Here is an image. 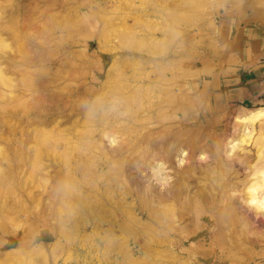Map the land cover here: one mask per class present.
I'll return each mask as SVG.
<instances>
[{"label": "rangeland", "instance_id": "rangeland-1", "mask_svg": "<svg viewBox=\"0 0 264 264\" xmlns=\"http://www.w3.org/2000/svg\"><path fill=\"white\" fill-rule=\"evenodd\" d=\"M1 21L11 22L12 34L7 42L12 49L2 45L1 51L22 53L25 47H43L48 65L47 100H51L46 103L48 117L57 100L72 92L80 99L94 84L101 89L102 79L96 81L97 74L110 80L105 88L110 91L120 77L119 70L108 75L103 66L115 61L121 69L149 63L172 65L171 76L174 74L182 84L173 94L186 97L182 101L186 108L178 114L191 135L186 163L189 168L182 175L172 173L173 180L185 179L190 203L197 198L203 214L213 212L218 219L203 216L194 240L207 244L198 249L195 264H264V206L251 201L254 194H264L263 163L257 145L264 126L253 125V135L248 137L243 136L244 125L235 128L242 106L264 105V83L255 91L249 82L251 94L244 98L233 96L229 88V83L243 74L256 73L264 80V59L253 57L245 63L246 39L250 38L257 50L264 47V0H0ZM12 75L18 82L17 68ZM51 90L57 92L56 96ZM105 91L102 98L108 94ZM174 101L167 106L169 111L179 103ZM4 120L7 125L13 123L10 114ZM45 158L50 165V156ZM175 165L184 167L177 160ZM49 170L56 175L53 167ZM168 171L163 170L162 176ZM56 181V177L49 179L47 186ZM4 193H0V200L11 205L0 206V264H194L187 259L193 251L174 258L167 249L174 235L172 229L163 232L136 225L125 230L123 236L118 232V240L104 242L101 236L105 229H100L102 235L97 238L90 227L89 235L80 237L76 228L63 231L57 197L48 199L52 202L51 216L44 223L37 203L29 204L26 196ZM190 226L194 228L191 222ZM88 237L103 248L121 249L125 239L139 240L142 250L133 258L88 255L85 248L94 242L85 240ZM162 239L169 244H163ZM185 244L189 245L187 240Z\"/></svg>", "mask_w": 264, "mask_h": 264}, {"label": "bare ground", "instance_id": "bare-ground-1", "mask_svg": "<svg viewBox=\"0 0 264 264\" xmlns=\"http://www.w3.org/2000/svg\"><path fill=\"white\" fill-rule=\"evenodd\" d=\"M7 21L0 22V47H8L12 35L11 22ZM45 60L41 44L37 50L25 47L22 53L0 50V193L12 192L18 198L26 196L29 204L37 203L41 209L40 220L44 223L48 221L46 217L51 216L52 202L48 199L57 197L58 220L63 231L76 228V235L80 237L89 235L90 227H93L91 234L97 238L102 235L100 229H105L101 236L104 242L118 240L125 230L136 225L143 229L155 228V231L172 229L171 242L169 238L164 239H169L170 244L163 239L162 243L169 244L167 249L174 258L193 251L187 259L195 264L198 249L207 244L194 240L206 213L203 214L205 210L197 198L190 203L186 180H173L172 173L182 175L189 168L186 166L190 158L187 147L191 145L188 140L191 135L178 114V110L186 108L182 102L186 97L173 94L182 86L174 74L171 76L174 67L169 63H149L121 69L115 61L103 66V72L108 75L114 69L119 70L120 77L110 91H105L110 80L97 74L96 81L102 79L101 89L94 84L80 99L76 92L59 98L50 106L51 116L48 117ZM15 68L19 70L18 82L13 81ZM102 91L108 92L103 98ZM174 100L179 103L169 111L167 106ZM9 114L13 123L7 125L4 117ZM238 121L236 130L244 125L243 136L253 135V125L264 126V105L242 106ZM257 145L264 173L263 131L257 137ZM47 155L51 158L50 165L45 161ZM175 160L184 167L178 169ZM50 167L56 175L50 172ZM168 169L162 176V171ZM53 177L57 181L47 186ZM179 187L185 188L184 191ZM251 201L264 206V194H254ZM7 205L11 203L0 200V206ZM205 216L218 220L213 212ZM190 222L194 228H189ZM186 240L189 245L185 244ZM125 241L121 249L103 248L94 241L85 248V254L133 258L142 250L138 247L139 240Z\"/></svg>", "mask_w": 264, "mask_h": 264}, {"label": "crops", "instance_id": "crops-1", "mask_svg": "<svg viewBox=\"0 0 264 264\" xmlns=\"http://www.w3.org/2000/svg\"><path fill=\"white\" fill-rule=\"evenodd\" d=\"M246 40L248 42V47H247L248 50L245 48V51L247 50V53H245L247 61L245 63H247L248 60H250V59L254 60L253 57L260 58L259 60L263 61L262 59H264V47L262 49L260 48L261 50H257L255 43L250 38L246 39ZM239 43H240V40L237 41V44H239ZM242 48H243L242 44H240L239 45L240 51L242 50ZM259 78H260V75H258L256 73H253L250 75H248V74L247 75L246 74L240 75L234 81L229 83L230 84L229 88L232 90L231 94L233 96H236L237 98H239L241 95L243 98L248 97L251 94V91H250L249 86H247V85H249V82H252V84L254 86L253 87L254 90L257 91L258 87H261L262 83H264V80H261Z\"/></svg>", "mask_w": 264, "mask_h": 264}]
</instances>
